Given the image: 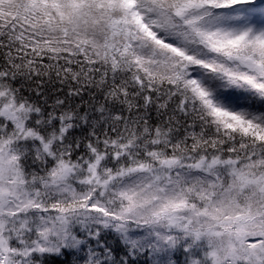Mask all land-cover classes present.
<instances>
[{"label":"snow or ice","instance_id":"1","mask_svg":"<svg viewBox=\"0 0 264 264\" xmlns=\"http://www.w3.org/2000/svg\"><path fill=\"white\" fill-rule=\"evenodd\" d=\"M0 264H264V0H0Z\"/></svg>","mask_w":264,"mask_h":264}]
</instances>
